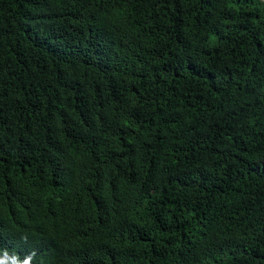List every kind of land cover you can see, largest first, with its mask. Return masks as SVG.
<instances>
[{
  "label": "trees",
  "instance_id": "trees-1",
  "mask_svg": "<svg viewBox=\"0 0 264 264\" xmlns=\"http://www.w3.org/2000/svg\"><path fill=\"white\" fill-rule=\"evenodd\" d=\"M0 247L264 264V3L0 0Z\"/></svg>",
  "mask_w": 264,
  "mask_h": 264
},
{
  "label": "clouds",
  "instance_id": "clouds-1",
  "mask_svg": "<svg viewBox=\"0 0 264 264\" xmlns=\"http://www.w3.org/2000/svg\"><path fill=\"white\" fill-rule=\"evenodd\" d=\"M21 239L27 243V236H22ZM38 253L35 249L29 251L21 259L18 253H10L7 248L0 247V264H34Z\"/></svg>",
  "mask_w": 264,
  "mask_h": 264
},
{
  "label": "built area",
  "instance_id": "built-area-1",
  "mask_svg": "<svg viewBox=\"0 0 264 264\" xmlns=\"http://www.w3.org/2000/svg\"><path fill=\"white\" fill-rule=\"evenodd\" d=\"M260 1L264 3V0H260Z\"/></svg>",
  "mask_w": 264,
  "mask_h": 264
}]
</instances>
